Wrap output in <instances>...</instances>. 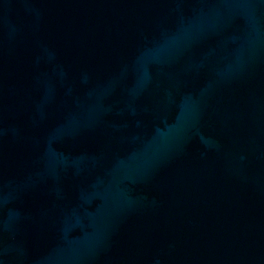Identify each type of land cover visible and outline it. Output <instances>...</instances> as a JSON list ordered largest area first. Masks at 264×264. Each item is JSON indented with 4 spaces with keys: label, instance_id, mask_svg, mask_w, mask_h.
Instances as JSON below:
<instances>
[{
    "label": "water",
    "instance_id": "obj_1",
    "mask_svg": "<svg viewBox=\"0 0 264 264\" xmlns=\"http://www.w3.org/2000/svg\"><path fill=\"white\" fill-rule=\"evenodd\" d=\"M0 264H264V0H0Z\"/></svg>",
    "mask_w": 264,
    "mask_h": 264
}]
</instances>
